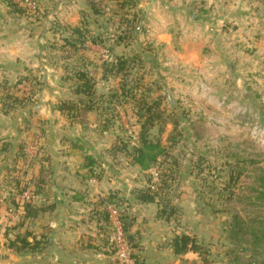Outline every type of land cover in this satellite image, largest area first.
<instances>
[{
    "label": "rangeland",
    "instance_id": "1",
    "mask_svg": "<svg viewBox=\"0 0 264 264\" xmlns=\"http://www.w3.org/2000/svg\"><path fill=\"white\" fill-rule=\"evenodd\" d=\"M240 2V20L209 11L201 22L188 0H12L20 12L3 1L14 26L42 41L31 75L0 83L3 111L19 134H48L45 181L83 199L61 208L92 217L82 220L97 236H85L90 249L107 248L119 264H264V0ZM81 73L92 98L79 92ZM64 102L78 105L83 123L49 111ZM143 136L158 149L141 165ZM29 182L0 191V235L15 251L47 244L37 238L53 228L39 216L58 210L32 202L41 211L25 218ZM139 191L157 202H138ZM182 236L197 250L177 256Z\"/></svg>",
    "mask_w": 264,
    "mask_h": 264
},
{
    "label": "crops",
    "instance_id": "2",
    "mask_svg": "<svg viewBox=\"0 0 264 264\" xmlns=\"http://www.w3.org/2000/svg\"><path fill=\"white\" fill-rule=\"evenodd\" d=\"M3 1L0 0V83H5V81L13 82L14 79L17 80L20 76H30L31 63L34 62L33 58L36 57L35 54L40 50V45L42 44V41L37 39L38 43L35 44V38L31 42V31L28 28L21 29L14 26L13 20L8 15L9 9ZM221 1L223 2V0ZM188 2L192 7L193 15H195L193 20L201 22L205 20L204 18L208 17H201L200 13L211 14L209 11H221L222 18L220 19H224L225 12H229V17H231L232 13L235 15V19L240 20L241 12L244 10V8L240 9V0H233L232 6L229 4L230 0L226 1V5L221 6L214 4V0H188ZM62 8L61 6L60 9ZM238 22L236 23L238 24ZM195 38L197 42L200 41L198 35ZM33 92H31V98L36 96V91L35 94ZM52 106L54 108L53 104ZM49 111L60 113L59 110L52 108ZM13 120L15 119L11 114L4 113L3 102L0 101V191L9 184L10 186H15V184L22 182V180H30L31 190L32 188L33 190L38 189V193L35 194L31 202L37 206L46 204V202L48 204L52 203L51 206L57 207L58 210L51 214L39 216L50 223L49 226L53 229L42 233L43 237L48 236V238H42V234L37 238L38 240H43L44 243L47 242V244L33 247L31 248V252L29 248H21L19 251H15L9 246L6 247V241L5 243L2 242L0 235V264L121 263L116 261V257L107 248H102L103 252L98 253L90 249L93 247L91 245H94L95 242H88V239H86L87 242L84 241L85 236L88 235L97 237L82 224V220L89 223L92 217H89V215L62 213V208L69 206V203L83 204L84 201L82 198H78L77 194L74 197L68 196V192L71 194L73 192L72 187H67V183L56 182L53 176L51 178L55 182H53V185H47L45 181L47 177L44 175L43 170L45 169V165H47V159L45 156L42 157V153L45 152L44 146L45 144L47 145L45 142L48 134L43 133L41 136H34L35 138L32 136L33 133H31V137L23 132L19 134V130H15L17 127L11 125ZM43 130L45 131V129ZM30 138L32 140L31 153L30 151L27 153V151H23L21 146H24L25 140L29 141ZM36 147H40V149ZM37 168L39 171H37ZM91 169H93V166H91ZM40 177H42L41 179L44 182L37 188L34 183H37ZM49 190H51V193ZM3 198L0 195V206L6 205ZM78 220L81 221L79 222ZM57 221H59V225L56 224ZM68 222L79 223L74 226L72 224L67 225L66 223ZM100 238L95 240H100Z\"/></svg>",
    "mask_w": 264,
    "mask_h": 264
},
{
    "label": "trees",
    "instance_id": "3",
    "mask_svg": "<svg viewBox=\"0 0 264 264\" xmlns=\"http://www.w3.org/2000/svg\"><path fill=\"white\" fill-rule=\"evenodd\" d=\"M11 1L12 0H8V6L12 9V11L13 12H20L21 9L19 8V6L12 4ZM114 1L115 2H123L124 0H114ZM98 14H99V12H98ZM73 33L75 34L74 35L75 37L72 38L73 39L72 41L70 40V43H71V46L73 48L78 49L79 46L81 45V42H79L78 40H82L81 38L83 37V31L76 27L75 29H73ZM74 38H76V39H74ZM68 43H69V41H68ZM76 78L79 82H82V85H83L81 87L83 89H81L79 92L81 94L87 95L88 97L93 96L92 90H94V85L92 83L91 78L87 75V73L86 74L81 73V74L77 75ZM6 86H7V89L9 90L8 91V94H9L10 89L8 88V85H6ZM7 96L8 95L6 93L3 96L4 98L2 97V100H4V102H6V100H8ZM117 97H118V95H117ZM14 100H15V102H19L18 100H20V98L18 100H16V99H14ZM12 101H13V99H12ZM19 104H22V103H19ZM145 105H146V103L141 104L142 111H147ZM58 110L61 113H63L65 116H67L68 119L73 120V122L80 121L79 117L83 118V115L81 116L78 114L80 112V109H79L78 105H76V104H70V103L64 102V103L60 104V106L58 107ZM90 110H92L91 107H85V109L82 111L83 112L82 114L85 115ZM148 112H151V109H149ZM83 122H81V123H83ZM148 128H149V125H145V124L143 125L142 129H143L144 134H145V132H147ZM144 138L145 139H143L141 141V150L138 152L137 157H136V163L141 164V165H143L145 162V157L147 156V153H146L147 151L149 152V155H148L149 160L151 158L152 161H156V155H151V154H152V152H154L155 150L158 149L157 145L150 143L146 139L147 137H144ZM41 178L37 181V183H35L37 188L40 187L44 182V180H42ZM19 184H22V183H19ZM27 190H28V187L25 186L24 188H20L19 191L21 193H24ZM150 191H141V192L139 191V196L137 198L138 202H142V203H155V202H157V200H158L157 194L158 193H156V192L150 193ZM37 193H38V189L37 190L35 189L34 194H37ZM32 205H33L32 202L28 201L26 204L21 206L23 208V210L25 211V218H31V217L36 218L38 216V212L41 211L40 209L38 211L34 210V207ZM31 210H33V211H31ZM130 229H131V225L125 226L124 227V233H127ZM131 243H132V241H131ZM23 248H25V247H23ZM131 248L133 250H135L138 247L133 244V245H131ZM194 250H197V247H196V245L193 244V241L188 236H182V237L176 238L174 243H173V253L177 256H180L182 254H185L189 251H194Z\"/></svg>",
    "mask_w": 264,
    "mask_h": 264
},
{
    "label": "built area",
    "instance_id": "4",
    "mask_svg": "<svg viewBox=\"0 0 264 264\" xmlns=\"http://www.w3.org/2000/svg\"><path fill=\"white\" fill-rule=\"evenodd\" d=\"M23 199H30V197L28 194H26V195H24Z\"/></svg>",
    "mask_w": 264,
    "mask_h": 264
}]
</instances>
